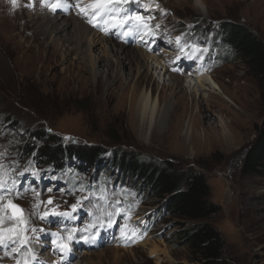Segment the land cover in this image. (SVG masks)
<instances>
[{
    "label": "rangeland",
    "instance_id": "1",
    "mask_svg": "<svg viewBox=\"0 0 264 264\" xmlns=\"http://www.w3.org/2000/svg\"><path fill=\"white\" fill-rule=\"evenodd\" d=\"M44 1L17 0L13 7L8 4L11 0H0V175L12 189L0 200L4 208L0 227L15 225L21 238L32 240V233L46 226L44 234L33 237L38 249L45 247L43 264H198L193 260L198 254L179 245L176 233L181 223L208 221L224 241L215 264H264V174L241 171L245 152L263 119L264 81L240 57L224 59L221 49L212 46L216 31L229 21L243 24L264 42V0H200L201 5L194 0H129L116 7L144 16L148 28L126 35L132 22L112 27L101 16L98 25L90 23L113 43L161 57L174 75L182 77L185 69L198 68L220 85L221 97L203 95L207 92L202 88L193 106L190 96L171 106L161 127L155 125V118L142 127L143 119H135L136 99L130 100L132 86L125 83L124 75L106 86L102 76L92 79L84 67L80 71L66 66L70 61L81 66L74 54L66 61L64 56L61 60L55 56L49 40L36 35ZM83 1L86 6L91 2ZM145 3L155 8L148 12ZM179 21L187 28L199 27L197 37H183ZM208 26L213 29L205 32ZM166 30L175 36L165 39ZM165 40L171 44V53L160 49L162 43L168 47ZM97 48L101 51L102 43ZM124 73H130L128 64ZM153 83L157 89L158 83ZM121 91L127 94L121 97ZM175 91L168 97L170 102L180 95L179 89ZM192 123L195 134L187 131ZM36 130L53 133L63 143L98 144L109 150L119 147L192 169L205 177L210 200L220 210L210 219L189 221L161 213L163 202L139 191L131 178L116 169L107 174L98 167L77 173L69 166L55 169L39 164L20 150L27 135ZM8 201L20 206L25 223L8 219L12 215L4 207ZM73 204L78 205L75 212ZM53 211L72 212V216L52 215ZM96 222L112 225L107 236L110 242L106 234L91 242L73 234L74 239L68 241L75 227ZM61 243H68L71 251L62 252Z\"/></svg>",
    "mask_w": 264,
    "mask_h": 264
},
{
    "label": "trees",
    "instance_id": "2",
    "mask_svg": "<svg viewBox=\"0 0 264 264\" xmlns=\"http://www.w3.org/2000/svg\"><path fill=\"white\" fill-rule=\"evenodd\" d=\"M194 22V21H193ZM210 28V29H209ZM212 27H205L204 30ZM184 37L195 39L199 27H185L179 21ZM213 47L220 48L224 59L240 57L248 70L264 81V42L246 26L236 22L221 24ZM218 45V46H217ZM221 46V47H220ZM257 133L245 152L241 171L245 175L264 174V115ZM23 156L46 166L63 169L69 166L77 173L98 167L100 173L116 169L118 174L131 178L132 186L150 193L162 203V212L189 221L210 219L220 206L210 200V186L201 173L181 169L172 161L141 156L119 147L107 149L98 144L63 143L59 136L43 130L27 135L20 145ZM107 174V173H106ZM133 187V189H134ZM136 191L137 195L138 192ZM180 224L176 233L179 245L187 246L198 257V264H215L221 256L223 238L208 221L190 225Z\"/></svg>",
    "mask_w": 264,
    "mask_h": 264
},
{
    "label": "bare ground",
    "instance_id": "3",
    "mask_svg": "<svg viewBox=\"0 0 264 264\" xmlns=\"http://www.w3.org/2000/svg\"><path fill=\"white\" fill-rule=\"evenodd\" d=\"M52 2L53 0L44 1V8L39 12L42 18L37 22L36 35L44 36L49 40V45L53 47V52L56 53L55 56L59 60H61V56H64V61H66L74 54L81 64L77 67L72 64L73 61H70L66 66L74 67L80 71L84 67L92 79L102 76L106 86L110 85L116 77L124 75L125 83L132 86L130 100L136 99V110L138 112H134V117L137 119L138 116L143 119V124H140L141 127L144 124L150 125L154 118L156 119L155 125L161 127L162 120L171 106L175 107L180 104V101L186 99V96H190V103L193 106V99L201 96L200 91L202 88L206 89L207 93L203 94L206 96H211L212 93L218 97L224 95L220 85L215 80L212 81V76L206 72H200L198 68L192 69L187 76H182L186 77L182 78L171 73L166 63L162 64L161 57L152 54L147 55L139 49L124 47V45L113 43L107 37L102 36L97 31L98 29L95 30V27L81 14L80 7H86L83 0H79V7L75 6L78 0H63L68 6L56 11L47 6ZM194 2L201 5L200 0H194ZM8 4L11 5V2H8ZM145 7H147L146 3ZM146 37L151 41L152 36L147 35ZM98 43H102L101 51L97 48ZM167 43L165 44L167 45ZM162 44H160V49H166ZM126 64L129 65L130 73H124ZM153 82L158 83L157 89L154 87ZM160 83L161 87L158 90ZM176 89H179L180 95L170 102L168 97L169 95L174 96ZM167 90L170 93L167 94ZM202 91L204 92V90ZM125 94L127 92L121 91L120 96L122 97ZM218 97L216 98L219 100ZM190 128L188 125L187 131L195 134L193 123ZM74 229L78 230L73 233L74 235H81V239L86 237L89 239L88 242L96 238L95 236L100 238L103 234H106L107 242L111 241V238L107 237L108 235L111 236V228L108 224H98L96 222L88 227L77 226ZM46 230L47 227L42 225L38 231L32 233V240H27V244H24V246L20 245V240L23 239L21 235L15 244H9L8 247L0 246V264H17V260L20 261V264H24L25 260H28L29 264H43V250L45 247L38 249L33 237L35 233L44 234ZM38 243H41V241H38ZM13 247H20L21 251L14 253L12 252ZM153 250H156V248H153Z\"/></svg>",
    "mask_w": 264,
    "mask_h": 264
},
{
    "label": "snow or ice",
    "instance_id": "4",
    "mask_svg": "<svg viewBox=\"0 0 264 264\" xmlns=\"http://www.w3.org/2000/svg\"><path fill=\"white\" fill-rule=\"evenodd\" d=\"M11 3L13 7L17 6V0H11ZM129 3V0H91V2L86 7H80V12L85 17H88V22L93 23V21H96V25L100 23L99 17L104 16L106 19L103 21L105 24H109L111 22L112 27H123L124 25L128 24L129 22H132V28L126 30L125 34H130L131 31H139L141 28H148V24L145 22V17L140 15L139 13H131L129 14L126 10L118 9L116 6L119 4H127ZM33 4L27 5V7H32ZM50 7L53 11H56L57 9L66 8L68 5L63 2V0H53L51 4L47 5ZM76 7H79V0ZM89 9L92 10V13L88 11ZM123 11L124 15L121 17L118 15L119 12ZM117 13V14H114ZM150 34V33H149ZM179 40V37L177 38ZM204 51H207L205 49ZM179 59V57H177ZM19 175H23L20 173ZM13 186L16 184V180L12 181ZM12 189L9 187L7 180L3 175H0V200L4 198V194L7 192H10ZM48 203L51 204L52 200L49 199ZM79 203V202H78ZM77 204L71 205L72 211L75 212L77 210ZM6 208L11 209L12 215L8 217V219H16L18 223L23 224L25 221L22 218V212L23 210L20 208L19 205L13 203L12 201H8L7 205L4 206ZM4 210L3 207H0V213H2ZM52 215L62 216V217H71L72 212H56L53 211L51 213ZM49 213L46 212L44 216H48ZM3 223V216L0 215V224ZM109 227L112 225L109 224ZM43 231V229H41ZM78 231L77 229H73L71 233H69L67 239L68 241H72L74 239L73 233ZM122 234L124 233V227H121ZM54 235L59 236V233H56ZM135 235V232L133 233ZM20 238V231L17 229V227L14 225L10 228H3L0 227V246L2 247H8L9 244H15L17 240ZM140 238H143L142 236ZM87 239V238H85ZM53 243H56L54 241ZM24 244H27L26 239L20 240V245L23 246ZM62 252H70L71 248L69 247L68 243H61L59 245ZM21 251L20 247H13L12 252L19 253ZM17 264H20V261L17 260ZM24 264H29L28 260L24 261Z\"/></svg>",
    "mask_w": 264,
    "mask_h": 264
},
{
    "label": "water",
    "instance_id": "5",
    "mask_svg": "<svg viewBox=\"0 0 264 264\" xmlns=\"http://www.w3.org/2000/svg\"><path fill=\"white\" fill-rule=\"evenodd\" d=\"M10 210V212H11V214H12V211H11V209H9Z\"/></svg>",
    "mask_w": 264,
    "mask_h": 264
}]
</instances>
